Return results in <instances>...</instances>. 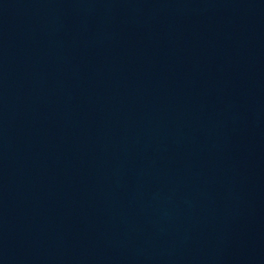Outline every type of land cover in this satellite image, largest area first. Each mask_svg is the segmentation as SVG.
<instances>
[{
	"label": "water",
	"instance_id": "95a60500",
	"mask_svg": "<svg viewBox=\"0 0 264 264\" xmlns=\"http://www.w3.org/2000/svg\"><path fill=\"white\" fill-rule=\"evenodd\" d=\"M0 264H264V0H0Z\"/></svg>",
	"mask_w": 264,
	"mask_h": 264
}]
</instances>
